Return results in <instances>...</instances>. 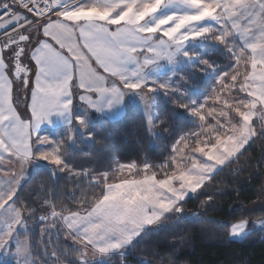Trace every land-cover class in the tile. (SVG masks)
Instances as JSON below:
<instances>
[{
	"label": "crops",
	"instance_id": "crops-1",
	"mask_svg": "<svg viewBox=\"0 0 264 264\" xmlns=\"http://www.w3.org/2000/svg\"><path fill=\"white\" fill-rule=\"evenodd\" d=\"M7 1L0 0V4ZM127 1L46 0L48 11L53 13L49 20L35 21L15 7L14 15L0 23L6 24L0 28V214L11 211L15 216L21 185L38 166L52 165L42 152L38 157L35 148H52L55 133L85 127L87 116L114 120L125 114L129 96L119 81L136 73L138 67L131 57L145 49L146 35L159 33L157 25H165L159 30L176 35L180 29L194 26L200 17L173 12L155 18L139 9L150 0ZM153 2L155 13L171 0ZM214 3L220 6L224 20H229L241 47L264 53L263 48L253 50L262 47L253 37L264 38V0ZM127 5H131L129 11ZM116 8L120 15L112 19ZM131 12L135 13V23L127 19ZM114 24L111 32L103 28ZM243 31L249 32L251 41H246ZM19 33L25 35L18 44L20 56H15L12 47L17 45ZM249 131L245 139L225 138L211 146L205 155L206 176L202 168L190 164L163 178L145 173L116 180L108 184L103 198L91 210L63 215V229L97 255L127 250L229 162L226 160L232 151L248 145L255 136L252 128ZM40 142L44 145L36 144ZM248 225L235 224L232 239H243L250 231ZM12 227L4 222L0 236Z\"/></svg>",
	"mask_w": 264,
	"mask_h": 264
},
{
	"label": "trees",
	"instance_id": "trees-1",
	"mask_svg": "<svg viewBox=\"0 0 264 264\" xmlns=\"http://www.w3.org/2000/svg\"><path fill=\"white\" fill-rule=\"evenodd\" d=\"M205 46L202 53L195 51L196 58L212 67L214 75H206L199 63L182 67L181 75L176 76L179 93H155L154 135L138 107L128 109L119 119L90 124L85 130L88 138L80 137L73 128L55 133L63 141L60 150L66 163L84 174L71 176L62 171L53 175L48 167L40 166L19 188L15 203L27 214L35 260L46 248L69 264H79L76 259L81 250L58 230L50 242L46 240L41 219L52 209L70 214L95 207L104 196L106 182L93 175L124 164L134 165L139 170L136 175L149 173L158 178L174 170V145L200 131L190 111L215 86V76L230 71L236 63L227 45ZM179 208L181 212L167 214L158 226L144 231L127 249L125 262L117 254L113 264H264V227L241 240L230 236L234 223L264 219V132H258Z\"/></svg>",
	"mask_w": 264,
	"mask_h": 264
},
{
	"label": "rangeland",
	"instance_id": "rangeland-1",
	"mask_svg": "<svg viewBox=\"0 0 264 264\" xmlns=\"http://www.w3.org/2000/svg\"><path fill=\"white\" fill-rule=\"evenodd\" d=\"M125 2L127 3L130 1L124 0V3ZM163 5L160 10L154 13L152 10L157 7V5L154 4L153 0H150L144 7H139V9H145L147 16L151 15L155 18H159L161 14L164 15L173 12L183 14L184 17L189 14L200 17L198 21L194 23V26H188L182 30L180 29L176 35L159 30L161 26L165 25H157L156 27H158L157 30L159 33L146 35L144 37V42L147 43L145 49L131 57L138 67L136 73H133L128 80L119 82L125 87L126 95L129 96L130 107L128 109L138 107L147 120L151 134L154 135L155 132L152 128L154 94L179 93L181 87L177 83L176 76L181 75L180 69L182 67H190L191 65L199 63L198 67L202 69L206 75L213 76L214 69L205 61L199 62L196 58L198 54L195 53V51L202 53L206 47L205 45L219 46L224 44L228 46V50L236 60L234 67L228 72L216 75L215 86L204 99L196 102L193 109L190 111V116L199 122L200 131L187 134L177 141L173 147L174 153L171 161L174 165V170L169 175L183 170L185 166L187 167L193 164L196 167L202 168L204 170L203 176H206L208 169L205 165V155L209 153L211 150L210 148H212L211 146L216 142L225 138H238V136L245 139V136H247L251 128L252 131H254L252 133H255V135L258 132H264V53L251 52L248 47H241L240 43L242 42L240 38L234 35L235 32L232 26L230 27L229 20H224L220 6L215 4L214 0H171L169 5ZM126 8L127 11H129L131 5H127ZM112 13L111 18L116 19V16L120 15V9L116 8ZM108 17L110 18V16ZM127 19L130 23H135V13L131 12L128 14ZM98 25L99 28H101V25ZM5 26L6 24H0V28ZM149 27L152 26L150 25ZM103 28L111 32L116 27L114 24V27L107 25ZM153 29L156 28L154 27ZM161 31L164 32L163 35H160ZM241 33L246 35L245 38L247 42L248 39L251 41V36L248 31H243ZM20 34L22 33H19L18 36L16 35L17 37H15L17 45L12 47V52L15 56H20V45L18 44H21L25 35ZM253 38L262 44V47L258 49L254 47L253 50L264 49V38ZM25 49H27V47ZM119 82H117V84H119ZM121 117L122 116L119 118ZM119 118L112 119L115 120ZM84 119L85 127L80 126L73 129L75 133H78L80 137L84 138H88L85 130L90 124L105 120L101 117L94 118L92 116H87ZM74 132H70V139H73L72 135H74ZM61 142H63L61 138H56V142L52 143V148L50 149H44L42 146L43 143L41 142L36 143L37 145L40 144L42 147L35 148V154L39 157L38 154L42 152V155L46 156L44 159L47 160V163H52V165H48L47 167L51 170L53 175L62 171H65L71 176L83 175L84 172L74 170L66 163L60 150ZM241 143L244 144V142ZM246 146L243 147L245 148ZM244 148L240 149L238 146V150L235 149V151H232L228 155L226 161L234 159ZM137 172H139V170L134 165L124 164L115 167L112 172L96 174L93 175V177L97 181L106 182V188L108 184L116 182V180L133 177ZM180 210L178 205L177 210L174 212L179 213L181 212ZM63 215L65 214L52 209L47 216L41 219L42 226L40 230L44 238L45 235L48 234L45 238L46 240L50 242L51 238L56 236L55 232L58 230L68 242L81 250L76 259L79 264H113L114 259L112 258L117 254L120 256L121 260L125 262L127 250L119 251L111 255H97L88 250V248H85V246L75 239L73 240L62 227L61 219ZM4 218H6V220H4ZM4 222L9 223L13 227L5 230L6 232H4V235L0 236V263L52 264V262H54L55 264H69L66 259H62L54 251L49 250V252H47L46 248L45 250L42 249L40 259H34L32 243L27 234L30 227L27 223V214L24 211L18 208L15 216L11 211L1 213L0 233L3 231L2 227L4 226ZM241 222L249 224V232L264 227V219L239 221L231 226L230 236L233 226ZM159 223L153 227L158 226ZM16 225L18 226L17 228ZM49 244L47 245L49 246ZM48 256L52 258L51 261H48Z\"/></svg>",
	"mask_w": 264,
	"mask_h": 264
},
{
	"label": "built area",
	"instance_id": "built-area-1",
	"mask_svg": "<svg viewBox=\"0 0 264 264\" xmlns=\"http://www.w3.org/2000/svg\"><path fill=\"white\" fill-rule=\"evenodd\" d=\"M15 7L25 11L39 22L47 21L53 15L48 11L46 0H9L0 4V23L14 15Z\"/></svg>",
	"mask_w": 264,
	"mask_h": 264
}]
</instances>
